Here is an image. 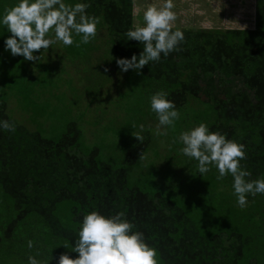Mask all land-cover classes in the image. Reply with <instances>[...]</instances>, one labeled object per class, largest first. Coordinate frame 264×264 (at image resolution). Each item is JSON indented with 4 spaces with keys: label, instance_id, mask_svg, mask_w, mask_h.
Instances as JSON below:
<instances>
[{
    "label": "trees",
    "instance_id": "16d2710c",
    "mask_svg": "<svg viewBox=\"0 0 264 264\" xmlns=\"http://www.w3.org/2000/svg\"><path fill=\"white\" fill-rule=\"evenodd\" d=\"M13 2L0 0V9ZM85 2L87 14L100 20L95 38L80 47L49 46V54L41 58L63 59L67 54L58 63L69 59L70 64L57 73L52 64L41 78L34 71L44 68L42 62L32 61V73H20L21 83L14 84L19 95H13V111L21 112L25 122L9 115L7 100L0 96V119L16 126L13 132H0V264H27V255L37 249L45 264H59L61 255L74 260L78 253L71 247L78 223L93 209L105 215L124 213L155 247L158 264H264V195L249 196L240 208L231 176L218 181L214 167L201 176L196 162L173 143L182 130L204 122L211 131L244 145L241 164L250 179L264 176V0L254 2L252 28L173 26L184 32L179 50L139 73L121 72L116 64V58L130 59L142 51L138 41L124 37L138 15L135 0ZM9 35L0 28V76L11 69L2 61ZM105 61L109 69L113 65L118 70V90L106 85ZM63 74L69 76L61 81ZM123 87L136 91L125 98ZM63 89L76 96V105L55 102L53 96L64 98ZM157 90L167 92L180 113L174 128L157 129L149 107V97ZM25 93L32 97L27 105ZM98 93L103 99L112 97L103 101L116 109L111 117H105V109L93 112ZM67 114L70 119L62 131L47 136L45 127ZM90 115L101 116L91 135L100 138L102 129L104 142L83 148ZM111 127L115 143L106 142ZM137 133L142 142L133 136ZM116 145L125 146L123 159L101 156L103 149L114 152ZM150 149L154 154L146 163ZM169 170L173 177L184 174L186 185L179 178L162 179ZM160 181H165L164 188ZM197 201L202 202L201 212L195 210ZM29 239L33 249L27 248Z\"/></svg>",
    "mask_w": 264,
    "mask_h": 264
},
{
    "label": "clouds",
    "instance_id": "9594fccd",
    "mask_svg": "<svg viewBox=\"0 0 264 264\" xmlns=\"http://www.w3.org/2000/svg\"><path fill=\"white\" fill-rule=\"evenodd\" d=\"M88 7L85 0H14L11 6L0 9V28L11 34L4 39L5 50L27 61H40L42 52L34 55L36 50L46 51L56 44L63 47L89 44L96 36L100 20L87 14ZM174 8V0H156L143 8L142 22H133L124 33L126 40L138 41L142 51L130 59L116 58L121 72L134 69L139 73L143 66L159 62L161 56L166 58L179 50L185 37L181 29H173L177 19ZM167 97L164 90H157L149 97L158 130L174 128L180 119V113ZM15 127L11 121L0 119V132H13ZM139 127L142 132L144 126ZM133 136L143 141L139 133ZM173 143L180 145L177 150L181 155L196 162V172L201 176L213 167L218 181L231 176L232 195L240 208L246 206L249 196L264 195V176L250 179L251 173L241 164L246 156L243 144L219 131H211L204 122L182 130ZM135 229L122 212L105 215L93 209L82 216L76 229L77 238L71 249L78 253L77 258L61 255L59 264H158L155 247ZM27 248H34L31 239L27 241ZM40 255L39 249L34 255H27V264H45L38 258Z\"/></svg>",
    "mask_w": 264,
    "mask_h": 264
},
{
    "label": "rangeland",
    "instance_id": "374dc122",
    "mask_svg": "<svg viewBox=\"0 0 264 264\" xmlns=\"http://www.w3.org/2000/svg\"><path fill=\"white\" fill-rule=\"evenodd\" d=\"M192 0H184L181 1L178 4V10L175 11L176 13V17H183V19H185V21L189 24H187L186 22H182V23H186L184 25H190V24H198L197 26H214L216 28H252L253 27V23H254V0H215L214 3L210 2V8L212 10V12L214 13L213 17L211 19H209V23L208 22H204L206 21V19L202 16L200 19V22H198L197 20H193L192 18H187L188 15H190L191 13L194 14V11L197 13V8H198V2H190ZM150 2H156V1H148L147 3L144 4V7L147 6L148 3ZM179 2V1H177ZM185 5V6H184ZM139 8H141V6H139ZM138 9V8H137ZM136 9V12H137ZM142 10L141 9L138 12V15H135L134 18V22H142ZM193 10V11H192ZM181 11L186 12L188 15L184 16L181 15ZM203 13V11H202ZM185 17V18H184ZM213 19L214 24L211 23V20ZM181 19H176L173 22L174 26H179V22H181ZM212 21V22H213ZM53 48V46H50V50ZM7 53L6 55L2 58V61H6L8 63H10L11 69L10 71L5 70V73L1 74L0 76V96L5 98L7 100L8 103V112L9 115H11L12 117H14L15 119H17L20 122H25V120L23 119V114L19 111L14 112L13 109H15V105H16V100L14 98L13 95H15L17 92L16 90H18L19 88H17L16 86H14V84H16L18 82V85L21 83V76L20 73H26V74H30L32 73L31 70V63L32 61H27L25 60L21 55H17V56H13L10 54V51L5 50ZM38 52V50H36ZM57 51L56 53L61 54L62 50H55ZM60 51V52H58ZM42 52V56L44 57L45 55L49 54L48 50L46 51H41ZM55 54V53H54ZM1 55V53H0ZM38 56V55H37ZM53 56V55H52ZM68 55L65 54L64 58H66ZM64 58H57V57H53L52 60L48 59H43L41 58V60L39 62H42L44 68H42L41 70H35L34 74L38 75L40 73L41 78L45 77V74L48 73V70L50 68V65H54L55 69H56V73L59 72L58 69L62 68V71L64 70V65L65 63L70 64L69 59H65V61H63L62 65H60L58 63V61L60 59L64 60ZM114 58V57H112ZM61 61V60H60ZM38 62V61H36ZM106 63H108L107 61H105ZM109 70L108 76H109V80L106 81V85L109 86L110 91L113 89L118 90V87L115 84V82H117L119 76H118V70L115 66H111L109 69V63L106 66ZM65 73V72H64ZM39 76V77H40ZM69 75H62L61 76V81L64 80V77H67ZM26 77H24L25 79ZM14 79H16V82L14 83ZM56 79V78H55ZM59 83V80L57 81V84ZM106 87V86H105ZM20 88H23V84L20 85ZM3 90V91H2ZM25 90V89H22ZM63 91L65 92V90L63 89ZM122 91L124 93L125 98H129L132 97V95L135 93L136 89L133 87H123ZM102 92V91H101ZM19 95V93H17ZM26 97L24 98L23 105H27L26 101L29 100L28 97L29 96L27 93ZM103 94V92H102ZM102 94L98 93V96L96 98V101L92 107L93 112L95 110L98 109H105L108 110L107 113L105 114V117H111L114 114V111L116 110L112 105H108L105 104L103 101L105 100H111L112 97H109L107 99H103V96H101ZM55 98V102L59 101V100H63L64 102H66V104H71L73 103L72 101H75L76 96L72 94V97H69L68 95H64V98L61 96H53ZM32 98V97H31ZM46 101V99L42 100L41 102ZM84 101L81 102V104H83ZM74 104L76 105V101L74 102ZM95 109V110H94ZM101 114V112H100ZM75 113L72 114V117H74ZM69 118V114H67V116H64L63 119L61 120H57L55 123H51L48 124L47 127H45V134L47 136L54 137L57 133L61 132L63 129V125L66 121H68ZM101 116L99 117V119H96L95 116L90 115L87 116V126L88 129L85 130L87 139L84 141L83 143V148L88 147L92 144H95V142H98V144L100 145L101 143H103L104 141H102V138L104 137L103 135V130L101 129L100 131H98V133L101 135L100 138H95L94 136H92L91 134L95 131L94 130V124L99 120V122L101 121ZM93 124V125H92ZM113 129L112 127L109 128V133L108 136L106 137V142L109 143H115L114 139H112V134H113ZM118 140V139H116ZM103 154L101 155L104 159H107V161H118L117 159H123V155H124V150H125V146L123 145H119L115 147V149L113 150L114 152L110 151V148L106 147L105 149H103ZM154 154L153 150L150 149V151L145 155L144 157V162L146 161V163H149L152 155ZM143 160L141 163H144ZM180 176L182 177H176L173 175H171V171L169 170L167 172V175L162 177V179L164 180H170V179H176L179 178L180 181V185L185 186L186 182L184 179V174H181ZM205 178V177H204ZM204 178L202 179V181L204 180ZM161 179V178H160ZM139 180L142 182V179L139 178ZM201 181V182H202ZM139 182V181H138ZM161 182V181H160ZM159 185H161V187L164 188V182L158 183ZM206 184V182H204V185ZM200 185V184H199ZM203 201V199H202ZM194 205H196L195 210L198 211H202L204 210L201 205L202 202L197 201ZM199 212V213H200Z\"/></svg>",
    "mask_w": 264,
    "mask_h": 264
},
{
    "label": "crops",
    "instance_id": "0c3cea01",
    "mask_svg": "<svg viewBox=\"0 0 264 264\" xmlns=\"http://www.w3.org/2000/svg\"><path fill=\"white\" fill-rule=\"evenodd\" d=\"M148 1H156V0H135V4H134V14H138V12L144 8V4L147 3ZM179 1V2H177ZM181 1H184V0H174V4H175V8H174V11H177L178 10V4L181 2ZM198 2V8H197V13L194 11V14L191 13L190 15H188L186 12L184 11H181V15H188L187 18H192L193 20H197L198 22H200V19L201 17L203 16L206 21L204 22H208L209 23V19H211L214 15V13L212 12L211 8H210V2L214 3L215 0H192L190 2ZM139 6H141V8H139ZM185 6V5H184ZM138 8V9H137ZM136 9H137V12H136ZM193 11V10H192ZM203 11V13H202ZM185 18V17H184ZM178 19H181L182 21L179 22V26L181 27H196V28H204V29H208V28H216L214 26H197L198 24H190V25H184L186 24L187 22L185 21V19H183V17H177V20ZM213 19L211 20V23L214 24L215 21H213ZM182 22H186V23H182ZM189 24V23H187ZM174 26V25H173Z\"/></svg>",
    "mask_w": 264,
    "mask_h": 264
},
{
    "label": "bare ground",
    "instance_id": "6f19581e",
    "mask_svg": "<svg viewBox=\"0 0 264 264\" xmlns=\"http://www.w3.org/2000/svg\"><path fill=\"white\" fill-rule=\"evenodd\" d=\"M254 2H255V0H254Z\"/></svg>",
    "mask_w": 264,
    "mask_h": 264
}]
</instances>
